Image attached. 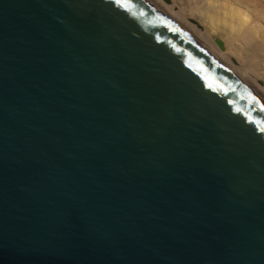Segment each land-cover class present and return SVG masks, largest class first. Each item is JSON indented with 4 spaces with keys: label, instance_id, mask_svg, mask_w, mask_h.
Listing matches in <instances>:
<instances>
[{
    "label": "water",
    "instance_id": "1",
    "mask_svg": "<svg viewBox=\"0 0 264 264\" xmlns=\"http://www.w3.org/2000/svg\"><path fill=\"white\" fill-rule=\"evenodd\" d=\"M0 264H264V99L149 0H0Z\"/></svg>",
    "mask_w": 264,
    "mask_h": 264
},
{
    "label": "bare ground",
    "instance_id": "2",
    "mask_svg": "<svg viewBox=\"0 0 264 264\" xmlns=\"http://www.w3.org/2000/svg\"><path fill=\"white\" fill-rule=\"evenodd\" d=\"M149 1L264 99V0ZM198 11L210 23L204 31L192 20Z\"/></svg>",
    "mask_w": 264,
    "mask_h": 264
},
{
    "label": "rangeland",
    "instance_id": "3",
    "mask_svg": "<svg viewBox=\"0 0 264 264\" xmlns=\"http://www.w3.org/2000/svg\"><path fill=\"white\" fill-rule=\"evenodd\" d=\"M166 1H168L167 3H170L169 2V0H166ZM201 11H198L197 13H196V16H194V17H192V20L193 19H195L194 21V23H196V22H199V24L200 25H198V27H200L201 29H202V31H204L205 30V28H207V27H209L210 26V23H209V21L207 20V22L205 21L206 19H205V16H204V14L201 12ZM201 14V15H200ZM203 14V15H202ZM200 15V16H199ZM203 16V17H202ZM201 19V20H200ZM220 50H222L221 48H219ZM246 52L244 51V54H245ZM246 55V54H245ZM258 69H259V72L260 73H264V65H260V66H258ZM263 78V77H262ZM260 83L261 84H263V86H264V83H263V80H261L260 79Z\"/></svg>",
    "mask_w": 264,
    "mask_h": 264
}]
</instances>
